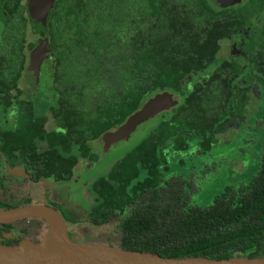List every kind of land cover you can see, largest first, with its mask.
Wrapping results in <instances>:
<instances>
[{"label":"trees","instance_id":"trees-1","mask_svg":"<svg viewBox=\"0 0 264 264\" xmlns=\"http://www.w3.org/2000/svg\"><path fill=\"white\" fill-rule=\"evenodd\" d=\"M1 16L0 100L10 105V92H19L17 78L28 70L29 51L47 38L49 53L40 72L53 92L48 117L54 126L46 129L45 116L30 123L31 102L24 100L28 125L4 133L12 136L0 135V150H19L35 180H69L77 168L98 160L101 133L155 92L170 91L176 105L152 118L143 137L88 184L95 198L82 220L113 225L117 242L108 244L164 257L264 256V137L249 180L224 186L206 205L191 200L198 191L196 173H166L165 156L171 147L186 148L190 138L208 151L214 133L243 115L245 82L264 69V0L226 7L210 0H55L45 19L29 0H6ZM28 30L35 41L27 40ZM233 34L240 36L239 53L184 92L188 76L205 69L219 40ZM252 126L264 127V118H255ZM34 138L45 144L38 152ZM210 168L204 164L201 176ZM22 204L0 190V208ZM62 218L66 225L80 221L67 212ZM23 222L0 223V242L33 237ZM38 222L36 239L46 231Z\"/></svg>","mask_w":264,"mask_h":264},{"label":"rangeland","instance_id":"rangeland-1","mask_svg":"<svg viewBox=\"0 0 264 264\" xmlns=\"http://www.w3.org/2000/svg\"><path fill=\"white\" fill-rule=\"evenodd\" d=\"M27 40H36V36L30 30L27 33ZM231 44L232 42H229L227 38L220 39L219 48L212 62L205 69L195 72L196 74H190L188 76L189 80L191 79L189 84L210 74L222 60L227 59ZM41 65H44V60ZM45 74L40 73L37 82L34 83L35 85L30 77L22 75L17 80V86L21 90V96L23 98L27 96L32 102L34 113L39 117L45 116L48 118L46 129L52 130L54 124L50 122L48 117V107L54 103L52 102L53 92L48 87L49 83ZM258 74L260 76L258 79L245 82L247 98L243 103V115L235 118L223 130L214 133V142L208 151L202 152L197 147V141L192 138L187 140L186 148L177 150L171 147L166 151L165 156L169 166L166 173L188 170L196 173L198 191L191 198L192 202L196 204H208L226 185L247 182L258 166L259 147L264 137V127L254 128L252 123H254L255 118H264V69L259 71ZM187 90H189L188 85L185 87L184 92ZM153 122L154 119H151L143 125L137 126L126 141L114 144L107 151V155L97 164H94L92 168L90 166L86 173H81L78 176L76 172V180H72V183L62 182L61 185H57V193L60 191L62 198L64 193L69 192L65 203L74 213V217L80 220L76 223L77 226H75L76 224L73 225V230L71 228L67 229L71 239L96 240L105 243L117 242V239L114 238L113 225L96 227L82 220L93 204L92 199L89 201L84 200L82 197L83 187L91 179L93 180L96 176L105 173L117 159L143 137L146 129ZM36 145L42 148L44 142L41 140L36 141ZM91 146L92 148L96 147L94 142H91ZM72 152L75 153V150L73 149ZM179 159H183L184 163L182 165L178 163L177 160ZM204 164L212 166V169H209L212 171H208L206 175L201 176L200 170ZM70 200L71 202H69ZM56 209L59 208L56 207Z\"/></svg>","mask_w":264,"mask_h":264},{"label":"water","instance_id":"water-1","mask_svg":"<svg viewBox=\"0 0 264 264\" xmlns=\"http://www.w3.org/2000/svg\"><path fill=\"white\" fill-rule=\"evenodd\" d=\"M55 0H29L34 12L45 19ZM218 7H226L239 0H210ZM43 38L29 52L27 69L35 82L39 77L42 61L49 49ZM234 48V46H232ZM170 91L155 92L145 99L139 108L111 130L98 137L104 151L120 141H126L138 125L153 118L159 112L176 105ZM27 218H39L46 223V231L39 240L20 239L16 244L0 242V264H264V256H232L209 258L205 256L164 257L157 253L120 248L105 242L74 241L67 233L66 224L59 212L44 203L0 208V223Z\"/></svg>","mask_w":264,"mask_h":264},{"label":"flooded vegetation","instance_id":"flooded-vegetation-1","mask_svg":"<svg viewBox=\"0 0 264 264\" xmlns=\"http://www.w3.org/2000/svg\"><path fill=\"white\" fill-rule=\"evenodd\" d=\"M5 1L6 0H0V46H1V41H2L1 31L3 28V24H4V21H3L2 16H1V7H2V3ZM239 37L240 36L238 34H233L227 38L229 42H232V44L230 45L231 47H230V51H229V57L227 59H224V60H228L233 54L239 53V51H240L238 49ZM232 46H234V48H232ZM28 55H29V53H28ZM27 65H28V56H27ZM41 67H42V65L40 66V68ZM40 73L41 72L39 69V76H40ZM22 75H25V76H28L31 78L28 70L26 73L25 72L21 73L19 75V77ZM18 78H17V80H18ZM17 80H16V88L19 90V92L17 93V91H15V90H12L10 92V94L12 96V98H10V105L7 107H4L3 106L4 102H2L0 100V135L6 136V137L14 135V134L5 135L4 133H6L7 131L15 133V131L18 128H21L22 125H24V126L28 125L27 119L25 118L26 115L28 114V110H27L26 104L23 102H24V100H29V99L27 96H25L24 98L21 96V90L17 86ZM190 80H189V82H190ZM32 81L34 84L35 81L34 80H32ZM189 82L185 84V87L187 85H188V87H190V85H192L196 81H194L190 84H189ZM31 97H32V95H31ZM29 114H31L30 123L34 122L35 118L39 117L34 113L32 102L30 105ZM36 141L39 142L40 140L34 138L32 140V143L34 144V147H35L34 150L36 152H38L41 150V148H39L36 145ZM114 144H116V143H114ZM113 145H111V146H113ZM111 146H110L109 150L111 149ZM107 153H108L107 151H104V150L102 151L100 149V151L98 153L99 157H98V160L96 162H89V163L85 164V166L83 168H80V169L77 168L75 170L73 176L69 180L55 181L52 179H41V180L33 179L34 177L31 176V174L25 170V161H24L23 157L20 155L19 150H16V149L13 150L12 149V150H10V152H6V153H4L2 150H0V190H2V191L4 190L6 197L11 196V195H16V197L18 199H20L21 201L24 202V204H22V205L44 203L45 205L51 206L55 209H56L55 206L57 205V206H60V208L56 209V210L59 212L61 217L65 214V212L74 216V213L72 212V210L70 208H68V205H66V203H65V199H66V197L69 196V192L64 193V196L62 198V196L60 195L61 192L59 191L57 193V189H56L57 185L58 184L61 185L62 182H71L72 180H76V176H77L75 174L76 172H77L78 176L81 173H86L90 169L89 168L90 166L92 168V166L94 164H97L101 159H103L107 155ZM99 176L100 175H98V177ZM96 178H97V176L95 178H93V180ZM93 180L91 179L90 181H88L85 184V186L83 187L82 197L84 198V200L90 201L91 199L95 198V195H92L87 190L88 184ZM66 184H69V183H66ZM69 202H71V200ZM38 219L39 218H27V219H22V220L12 222V223H18V222L24 221L23 224L26 226V228L29 227V231L33 235V237L23 236V237L19 238L17 240V242L23 238H28V239L33 240V241L39 240L41 238L40 237L39 239H36L34 237L35 233H39V231H40L39 227H38V224H39ZM39 220H42V219H39ZM42 221L44 222V220H42ZM45 227H46V223H45ZM66 227H67V229L71 228L73 230V225L67 224ZM14 231H15V229L13 228L10 232L5 233L4 236L10 237L12 232H14ZM67 233H68V230H67ZM68 236H69V234H68ZM69 238H70V236H69ZM82 241H85V240H82ZM4 244H6V243H4Z\"/></svg>","mask_w":264,"mask_h":264}]
</instances>
